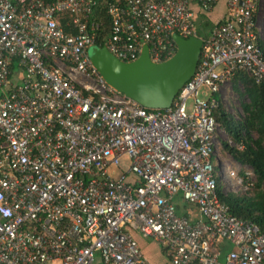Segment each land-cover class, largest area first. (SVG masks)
<instances>
[{
    "label": "built area",
    "instance_id": "obj_1",
    "mask_svg": "<svg viewBox=\"0 0 264 264\" xmlns=\"http://www.w3.org/2000/svg\"><path fill=\"white\" fill-rule=\"evenodd\" d=\"M100 1L0 0V264H152L135 234L157 242L165 264H264V228L222 200L253 197L257 175L224 149L246 145L214 116L223 106L245 119L230 86L239 72L264 85V0H228V19L207 39L191 0H104L102 47L124 63L145 46L153 63L168 61L175 35L203 40L166 110L127 98L91 62ZM219 1L196 0L206 13ZM177 198L195 221L178 214Z\"/></svg>",
    "mask_w": 264,
    "mask_h": 264
},
{
    "label": "trees",
    "instance_id": "obj_2",
    "mask_svg": "<svg viewBox=\"0 0 264 264\" xmlns=\"http://www.w3.org/2000/svg\"><path fill=\"white\" fill-rule=\"evenodd\" d=\"M59 19L65 31L69 32L67 27L69 15L63 14ZM91 20L100 24L96 44L102 47L111 36V20L104 0L94 8ZM200 36L202 37V35ZM260 44L264 51V42ZM232 83L242 103L245 119L236 121L223 106H220L214 116L220 128L233 141L245 143L244 151L230 149L227 146L224 149L229 151L238 162L252 166L257 175V181L253 197L229 195L222 197V200L230 207L234 216L264 228V85L256 84L243 72H239L233 78ZM255 135H258L256 140L253 139ZM219 189H221V185H219ZM177 208L179 209V207Z\"/></svg>",
    "mask_w": 264,
    "mask_h": 264
},
{
    "label": "water",
    "instance_id": "obj_3",
    "mask_svg": "<svg viewBox=\"0 0 264 264\" xmlns=\"http://www.w3.org/2000/svg\"><path fill=\"white\" fill-rule=\"evenodd\" d=\"M175 56L164 63H153L145 46L132 63L117 59L106 47H92L90 60L104 80L115 90L147 109L166 110L183 86L194 76L203 40L175 35Z\"/></svg>",
    "mask_w": 264,
    "mask_h": 264
},
{
    "label": "crops",
    "instance_id": "obj_4",
    "mask_svg": "<svg viewBox=\"0 0 264 264\" xmlns=\"http://www.w3.org/2000/svg\"><path fill=\"white\" fill-rule=\"evenodd\" d=\"M227 2L228 0H220L218 4L215 5L212 11L206 13L200 9L196 0H191V8L194 13L195 25L198 27L199 35H202L203 39L210 37L213 29L226 21L227 18ZM214 18V19H213ZM177 212L179 215L190 217L191 220L195 221L197 219L196 209L182 199L177 198L175 201ZM137 242L139 243L144 256L152 264H165L167 258L165 256L164 249L154 240L143 239L138 234L134 235ZM139 236V237H138ZM222 257L221 261L224 260L226 253L231 249L230 245L222 246Z\"/></svg>",
    "mask_w": 264,
    "mask_h": 264
},
{
    "label": "rangeland",
    "instance_id": "obj_5",
    "mask_svg": "<svg viewBox=\"0 0 264 264\" xmlns=\"http://www.w3.org/2000/svg\"><path fill=\"white\" fill-rule=\"evenodd\" d=\"M214 19V18H213ZM264 27V26H263ZM196 28H197V31H199L198 30V27L196 26ZM232 88H233V83L230 85ZM232 91V90H231ZM210 93V91H209V89L208 88H206V87H202L201 89H200V96H201V98H203V99H206L207 98V95ZM233 93V97H236V98H238V100H236V104L237 103H239L240 104V100H239V96H238V94L235 92V90L232 92ZM237 94V95H236ZM189 105H190V103H189ZM255 137L256 138H258V135H255ZM129 164H130V162H129V158L127 157V156H124L122 159H121V170L122 171H124V172H127V170H128V168H129ZM111 173H113V171H110ZM119 173H120V170H118V169H114V176H118L119 175ZM140 236V235H139ZM138 236V237H139Z\"/></svg>",
    "mask_w": 264,
    "mask_h": 264
},
{
    "label": "clouds",
    "instance_id": "obj_6",
    "mask_svg": "<svg viewBox=\"0 0 264 264\" xmlns=\"http://www.w3.org/2000/svg\"><path fill=\"white\" fill-rule=\"evenodd\" d=\"M198 35H199V33H198ZM199 37H201L200 35H199ZM202 38V37H201ZM101 48V47H100ZM176 52H177V50H176ZM175 56V55H174ZM164 63V62H163Z\"/></svg>",
    "mask_w": 264,
    "mask_h": 264
}]
</instances>
